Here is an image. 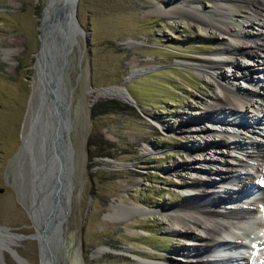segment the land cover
<instances>
[{"label":"rangeland","instance_id":"rangeland-1","mask_svg":"<svg viewBox=\"0 0 264 264\" xmlns=\"http://www.w3.org/2000/svg\"><path fill=\"white\" fill-rule=\"evenodd\" d=\"M45 1L0 0V227L13 233L35 230L28 207L34 204L30 192L39 128L31 127L29 121L23 147L21 135L30 108L33 113L38 108L39 97L33 101L31 97L34 79L41 72L35 52ZM197 4L204 13L217 9L208 0ZM177 5L187 8L190 4L189 0L77 1L81 28L77 42L68 43L64 60V55L56 57L63 64L61 77L70 99V209L58 253L52 257L49 253L48 264H175L170 257L183 259L190 251L188 245L196 242L175 222L194 192L197 173L187 162L205 169L198 174L219 179L217 162L228 159L220 151L187 147L213 137L235 142L251 135L244 124L235 129V138L221 127L229 125L220 121L228 115L224 111L215 113L219 118L205 121L217 129L216 135L198 131L190 123L220 93L201 61L223 59L225 64L216 72L225 77L224 83L255 90L264 88V73L257 68L253 80L248 67L260 66L264 54L227 56L233 47L228 35L200 26L191 17L166 13ZM242 10L220 12L241 35L249 29L257 36L246 26L249 17ZM111 86L122 87L134 101L100 92ZM108 99L118 101L119 108L91 114L93 104L102 106ZM237 114L264 127L254 121L252 112ZM235 151L241 153L238 148ZM240 167L249 172L246 166ZM226 186L216 187L217 192ZM248 195L246 191L239 199L246 203ZM12 236L0 230V264H47L42 262L37 238ZM215 254L220 257V252Z\"/></svg>","mask_w":264,"mask_h":264},{"label":"bare ground","instance_id":"bare-ground-1","mask_svg":"<svg viewBox=\"0 0 264 264\" xmlns=\"http://www.w3.org/2000/svg\"><path fill=\"white\" fill-rule=\"evenodd\" d=\"M202 1L204 0H189V7L185 8V6L177 5L173 10L166 13L173 16L179 15L184 18L191 17L200 26H209L215 29V32L218 34L228 35L227 38L232 42L233 47L232 50L226 51L227 56L233 58V55L236 53L249 57L264 54V0H208L217 7V9L212 11L213 14L204 13L202 9H199L200 4H197V2L201 3ZM235 8L243 9L242 11L249 17V20L245 23L246 26L252 27L254 29L253 33H257V36H254L249 29L244 35H241L232 28L231 22L220 12V10L224 9L234 12ZM68 43L62 44L63 51H67ZM47 45H49V41ZM63 51H60V57L66 55ZM41 53L37 57V66L41 68V72L38 73L39 77L36 75L34 79L32 101L36 97H40V93L45 85L44 73L46 71L43 67V56ZM231 63L230 65H234L233 61ZM56 64L59 66L57 61ZM201 64L208 69L204 72L211 75L219 87L220 93L213 98L207 109L200 112L191 120V126L198 127V131L218 134L217 129L216 131L213 128L211 129L205 121L219 118L215 113L220 115L219 112L224 111L228 112V115H225V118H220V121H227L229 125L226 123L224 125L219 124L221 127L223 126L225 130H229L228 132L235 138L237 134L235 129H239L244 124V127L246 126L248 133H251V135L242 137L243 139L246 138L243 143L242 138L234 139L235 142H233L225 137H219L218 139L213 137L209 142L198 141L187 147L199 152L220 151L222 157H228V159L226 158L225 161L221 159L217 162L219 179L204 176L205 174H198L204 173L205 169L203 167L197 168L196 165H192V161L188 160L187 164L197 173L196 177H192V189L194 192L190 197V202L181 207V212L185 213L176 215L175 222L185 228V235L187 237L194 235L196 242L193 245H188L187 249L190 251H187L183 259L170 257V261L175 264H213V259L208 258L211 255L214 257L216 264H264V127L254 125L245 117L234 116L237 112L244 110L253 113V119H255L256 123H264V106L261 102L264 101V88L256 86L255 90H249V88H235L224 83L223 78L225 77L221 73L216 72L217 68L225 64L223 59L216 61L213 58H207L201 61ZM259 65L258 67H248L251 70L253 80H255L254 76L257 74V68H261L260 72L264 73V60ZM239 67L241 69L242 65ZM38 68H36V71H38ZM239 73L240 71L238 70L234 73L235 78L238 77ZM40 86L42 87L41 90ZM101 91L108 96H115L122 100L130 101L129 95L120 86L102 88L100 89ZM67 100L70 105L69 96H67ZM34 115L35 113L31 112L30 108L27 115V123L24 125L21 135L23 138L22 147L26 145V140L30 133L27 125L29 121L31 122ZM232 125L234 130L231 128ZM62 147L64 148V146ZM237 148L241 150L240 154L233 153ZM49 150H51V147L45 145V153ZM241 165L246 166L249 172H243V168L241 169L240 167ZM218 180L220 184L216 185ZM225 183L228 185L226 186V190L221 193L217 192V188ZM253 186L259 188L260 192L255 193ZM246 191L249 192V195L246 198L248 202L245 203L239 198ZM28 209L32 210L31 205ZM134 209L141 211L138 208ZM248 224L252 225V228L249 230L244 228ZM62 226L63 221L61 228ZM195 229H199V232L197 233ZM0 230L2 231L3 229L0 228ZM261 231H263V234H261ZM15 236L21 238L17 234H14L12 237ZM252 240L259 246L257 253L261 252V256L255 257L252 247L248 251L245 250V247L249 248ZM41 250L42 262L48 264L49 253L52 257L55 253H58L59 248L55 252H48L44 246ZM215 250L217 253L220 252V257L215 254ZM11 252L15 254L18 260H21L15 249H11ZM250 257L254 258L255 262H249L248 258Z\"/></svg>","mask_w":264,"mask_h":264},{"label":"water","instance_id":"water-1","mask_svg":"<svg viewBox=\"0 0 264 264\" xmlns=\"http://www.w3.org/2000/svg\"><path fill=\"white\" fill-rule=\"evenodd\" d=\"M77 1L46 0L41 9L40 44L35 56L37 58L42 52L43 67L46 71L45 85L40 93L37 112L30 123L31 127L37 126L40 133L37 160L35 159L37 168L33 170L30 192L34 195V204L32 210H29L35 230L29 233H13L0 227L10 235L37 238L40 255L44 246L48 252H55L60 247L61 224L70 209L72 184L68 163L71 150L69 102L61 77L63 64L57 66L56 57L63 51V43L65 45V42H69L72 45L77 42V35L81 31L77 17ZM63 52L66 54L67 51ZM130 101L133 102L134 99L130 97ZM45 145L51 147L47 153L44 151Z\"/></svg>","mask_w":264,"mask_h":264},{"label":"trees","instance_id":"trees-1","mask_svg":"<svg viewBox=\"0 0 264 264\" xmlns=\"http://www.w3.org/2000/svg\"><path fill=\"white\" fill-rule=\"evenodd\" d=\"M120 103L114 99H108L107 101L103 102L102 106H99L97 104H93L91 107V114L95 115L97 113L110 110L112 108H119ZM101 155H109L105 152H99Z\"/></svg>","mask_w":264,"mask_h":264}]
</instances>
